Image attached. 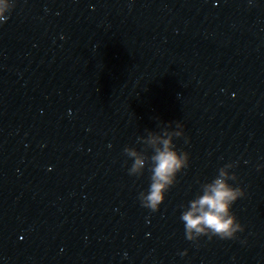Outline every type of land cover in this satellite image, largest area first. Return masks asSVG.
<instances>
[{"label": "water", "instance_id": "1", "mask_svg": "<svg viewBox=\"0 0 264 264\" xmlns=\"http://www.w3.org/2000/svg\"><path fill=\"white\" fill-rule=\"evenodd\" d=\"M10 2L0 264H264V0ZM177 121L189 167L152 212L124 149ZM233 163L244 231L187 240L182 212Z\"/></svg>", "mask_w": 264, "mask_h": 264}, {"label": "clouds", "instance_id": "2", "mask_svg": "<svg viewBox=\"0 0 264 264\" xmlns=\"http://www.w3.org/2000/svg\"><path fill=\"white\" fill-rule=\"evenodd\" d=\"M13 8L14 4L11 2L0 5V25L7 22V14ZM172 125L173 123H166L159 134L148 132L147 139L138 137L137 142L144 145L142 151L134 147L124 149V154L133 160L129 175L141 177L146 168L151 173L149 188L140 193L139 199L142 206L152 212L160 210L166 193L175 186L178 174L189 167V154L178 151L174 144L176 138H184L186 143L189 142L183 131L184 125L177 121V130L171 131ZM149 149L154 152L150 157L146 155ZM234 167L236 165L233 163L220 168L218 176L211 182L202 184V194L191 200L182 212L181 220L187 240L197 242L201 237L232 240L244 231V226L232 212L233 205L246 195L242 188L229 183L238 179L230 172ZM182 255H187V252Z\"/></svg>", "mask_w": 264, "mask_h": 264}]
</instances>
